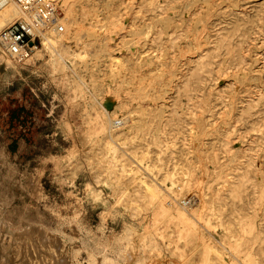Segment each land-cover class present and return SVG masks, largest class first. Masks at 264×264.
I'll return each mask as SVG.
<instances>
[{"label": "rangeland", "instance_id": "rangeland-1", "mask_svg": "<svg viewBox=\"0 0 264 264\" xmlns=\"http://www.w3.org/2000/svg\"><path fill=\"white\" fill-rule=\"evenodd\" d=\"M90 2L101 9L106 0ZM171 2L184 28L203 11L201 0ZM80 5L91 4L74 5L81 20ZM133 12L127 10L128 16ZM202 23L201 47L190 45L189 61L181 65L190 75L188 85L183 76L175 92L157 100V105L164 101L170 106L185 101L187 107L166 115L156 132L152 114L143 131L129 130L124 122L109 126L113 117L136 119L141 112V97L132 93L135 83L107 75L109 50L124 65L126 47L87 45L85 63L71 53L82 47L76 40L63 50V59L40 42V50L31 51L24 62L0 53V224L16 230L38 225L45 235L59 233L68 264H88L89 250L107 254L117 264L139 258L147 264H203L202 236H191L192 222L234 264L245 256L242 246L256 249L264 238V0H212ZM197 130L206 149L201 158L192 140ZM109 133L115 141L106 142ZM121 149L127 168H145L137 177L119 170L116 154ZM235 150L239 156L230 158L228 151ZM141 177L161 184L158 197L145 196ZM178 180L187 185L184 200L192 195L194 201L206 199L199 207L201 216L189 221L157 215L161 205L167 210L168 201H174L168 185ZM123 186L128 188L126 199L116 202ZM103 209L108 213L102 219ZM125 224L134 230L125 234ZM178 225L187 229L180 232ZM122 233L120 243L116 237ZM9 239L0 227V264H8ZM127 240L129 254L123 255L120 248ZM263 254L264 249L260 256L253 254L254 263ZM40 257L32 252L22 262L43 264ZM211 264L223 260L213 258Z\"/></svg>", "mask_w": 264, "mask_h": 264}, {"label": "bare ground", "instance_id": "bare-ground-1", "mask_svg": "<svg viewBox=\"0 0 264 264\" xmlns=\"http://www.w3.org/2000/svg\"><path fill=\"white\" fill-rule=\"evenodd\" d=\"M170 1L172 0H155V2L153 0H144V2L139 0L136 1L135 5H131L133 4V0H119L118 3L113 0H106L103 7L99 9L95 3H91L90 0H53L55 6L59 5L62 8L61 11H63V14L60 15L58 21L63 25V30L59 31L56 27H51L42 31L40 33L41 48L54 51L59 58L63 59L65 56L63 50L69 47V43L72 40H76L82 47L71 53L77 56L80 63H85V46L87 45L98 46L99 48L103 46L114 47L115 45H121V48L122 46L127 48L125 56H127L128 62H125L126 65L125 63L123 65L119 61V63H117L118 59H114L117 55H114V52L111 53L109 50L110 63L108 65L107 75L108 78L109 76L112 77V79L121 78L123 81L128 79L135 83L132 93H134V96L137 95L141 97V106L138 105L137 107V110L139 111L141 109V112H139L136 119H132L128 115L120 119H115V117H113L109 120L110 127H117L124 122L125 128L129 130L141 127V131H143L149 124L148 116L152 114L156 118V127L153 128V131L156 132L157 128L162 127L165 123L166 115L177 113L187 107L185 101H175L172 106H170L169 103L164 101L157 105V100L164 99L166 95H171L175 92L178 88V80L183 76L182 79L185 81L184 85H188L190 75L186 77L188 72L182 71L181 65L189 61L190 45L201 47V43L204 39L203 36H201V33H203L202 17L206 14L212 0H201L200 7H202L203 11L197 14L198 16L191 19L192 22L187 28L182 26L185 24V21L179 23V19H176V4L174 2L170 3ZM6 2L7 4L0 10V27L7 19L12 18L15 14L20 15L21 12V6L18 5L15 0H6ZM78 2H84V4L88 5L91 4L89 8L80 5L79 13L82 17L81 20L79 19L77 11L74 9V5ZM131 9H134L136 14L133 12L134 15H132V13L131 17H129L127 10L131 11ZM150 11L152 12L151 14L147 13ZM180 30H184L183 39L180 37ZM177 39H181V41L176 42ZM184 46L186 48H184ZM38 48L39 45L35 46L33 53L40 50V48ZM168 53L171 54L168 55ZM28 56H31L30 52ZM183 80H181V82ZM130 84H132V82ZM203 101L198 102L201 109H203ZM105 105L109 106L111 103L107 102ZM105 105L103 104V108L109 110L110 108L106 109ZM196 123L199 124L200 119H197ZM200 133L201 132L198 130L197 132H192V140L194 141L193 143H196V155L198 158H201L202 152L206 150L202 148L203 145L199 142ZM112 135L114 134L109 133L110 139L106 142H111V140H113ZM125 153L126 152L121 149V151L116 154L117 158L120 160L118 164L119 170H121L123 174H125L124 172L126 171H131V176L137 177L140 174V170L142 173L145 168L138 164H135V166L131 164L129 168H127L128 161L125 157ZM239 153L240 151L238 150L228 151V156L230 158H235L239 156ZM208 154L206 153V156L209 158L216 157L215 153H213L212 156ZM132 160L134 163L136 162L134 158ZM171 175L172 174H167V178H173ZM157 182L158 181L153 182L151 179L148 181L141 177V184L143 185L142 192L145 196H149L150 199L158 197L156 187L157 185L161 186V184ZM168 186L173 189L174 195L176 196L173 202L168 201L169 209L167 210L170 211L167 212L163 204L161 205L162 207H159L157 215L159 214L163 219L188 218L189 221L192 216H201L199 207H203L205 202L207 203L206 199H200L201 201L197 199L194 201L195 196L192 195L190 196L191 201H185L181 195L187 190V185L180 180L177 182L170 181V185ZM127 193L128 188L126 186L120 187L117 191L115 201L119 202L126 199ZM190 203H192V209L184 207V205L188 206L187 204ZM107 213L108 210L103 209L100 213V217L103 219ZM178 222L179 221H177V223ZM0 227L10 236L9 246L5 251L8 264H24L22 259H26L27 254L32 252L41 256L39 260L43 264H68L66 251L64 249L65 239L59 233L55 236L52 234L50 236L45 235V230L38 225H27L19 230L11 229L6 224H0ZM178 228L180 232L183 229H187L184 225H178ZM125 229H128L125 234H129V230H134L133 227L128 224H125L124 230ZM226 230L228 232H225V234L229 236L228 234L232 230L229 226L226 227ZM190 231L193 237H196L197 234H201L202 236L203 264H211L213 258L223 260V264H234L233 261H230L229 257L223 255L224 253L218 245L211 242L209 235L204 233L203 230L200 231L197 229V226L193 222ZM123 234L124 233L116 237L117 240H120V243L121 239L124 237ZM223 238L225 239V237ZM259 242L256 249L252 245H245L240 248V250L244 249L243 255L245 256L241 255L242 257L239 259L238 264H264V254L260 262L254 263V259L256 258L253 257V254L258 253L260 256V251L264 249V238H260ZM123 243L124 246L120 248V251L123 255H128L131 242L127 240ZM220 244H222L223 248L224 242L220 241ZM73 252L74 255H76L78 249L73 248ZM86 260L88 264H117V262H112L107 254H98L93 250L87 251ZM132 264H147V261L144 258H139Z\"/></svg>", "mask_w": 264, "mask_h": 264}, {"label": "built area", "instance_id": "built-area-1", "mask_svg": "<svg viewBox=\"0 0 264 264\" xmlns=\"http://www.w3.org/2000/svg\"><path fill=\"white\" fill-rule=\"evenodd\" d=\"M21 6L20 15L7 19L0 27V53L16 63L24 62L28 53L40 42L41 32L51 27L62 31L59 5L53 0H15ZM7 4L0 0V10ZM185 201H191L190 197Z\"/></svg>", "mask_w": 264, "mask_h": 264}]
</instances>
